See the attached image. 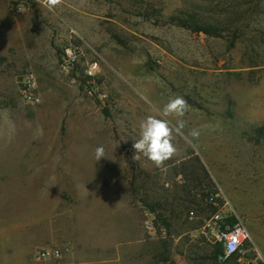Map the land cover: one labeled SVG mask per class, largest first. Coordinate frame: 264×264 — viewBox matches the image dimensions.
Instances as JSON below:
<instances>
[{
  "label": "rangeland",
  "instance_id": "rangeland-1",
  "mask_svg": "<svg viewBox=\"0 0 264 264\" xmlns=\"http://www.w3.org/2000/svg\"><path fill=\"white\" fill-rule=\"evenodd\" d=\"M16 1L0 0V128L10 133L0 136V264L64 263L72 254L64 244L74 240L67 209L85 192L129 194L143 238H154L140 261L198 264L200 241L214 244L201 228L222 204L212 212L201 200L208 188L250 226L258 245L246 255L264 264V181L248 174L253 125L248 104L236 101L264 82V0H61L52 9L45 0H22L21 13ZM185 15L214 24L220 35L178 25L174 17ZM70 43L81 50L77 74L60 67ZM95 63L87 78L84 69ZM28 69L42 95L36 106L20 97L18 80ZM174 96L189 105L178 131V118L167 117L177 153L162 167L143 156L133 160L140 122L164 118ZM192 129L200 135L192 137ZM98 146L106 157L96 161ZM195 173L200 187L191 182ZM185 187L194 203L185 201ZM156 203L171 220L168 230L145 205ZM55 246L63 249L60 259H34L36 250ZM77 254L76 261L84 253Z\"/></svg>",
  "mask_w": 264,
  "mask_h": 264
},
{
  "label": "crops",
  "instance_id": "crops-1",
  "mask_svg": "<svg viewBox=\"0 0 264 264\" xmlns=\"http://www.w3.org/2000/svg\"><path fill=\"white\" fill-rule=\"evenodd\" d=\"M252 89L247 90L244 99L236 101L248 104L245 117L253 125V143L248 146L245 155L248 174L256 180L261 177L262 182L264 181V82H257ZM9 135L7 130L0 128V136L3 140H6ZM60 147L64 149L63 146ZM80 147L84 148V146ZM25 149L27 144L26 138L23 137V150ZM24 183H28V176L23 177ZM75 188L76 186L73 189ZM29 189L27 185H23V191L27 192ZM78 189H85V186ZM44 191L46 190L41 185L37 191L39 198H43ZM85 194L86 192L79 200L75 198L72 207L67 209L71 218L70 226L73 228L71 235L74 240H68L64 244L66 252L72 254L61 264H73L72 258L74 262L80 264H127L125 254L131 255L133 261L130 264H150V261H140L138 258H140L139 255L145 256L150 253L154 238L148 240L143 238L138 217L133 213V203L126 200L129 194L125 192H106L99 196L93 193H87V196ZM130 199H132L131 196ZM247 227L253 245L256 247L258 245L256 238L250 226L247 225ZM97 229L99 232L95 233ZM82 230L86 231L83 238L79 235ZM68 242H70L69 245H67ZM80 251L84 254L76 261L75 259L79 257L77 253Z\"/></svg>",
  "mask_w": 264,
  "mask_h": 264
},
{
  "label": "built area",
  "instance_id": "built-area-1",
  "mask_svg": "<svg viewBox=\"0 0 264 264\" xmlns=\"http://www.w3.org/2000/svg\"><path fill=\"white\" fill-rule=\"evenodd\" d=\"M25 8L22 0L14 3L16 12L21 13ZM81 57V50L78 45L70 43L63 50L60 59V67L66 74H77L78 64ZM97 63L90 64L84 69V75L91 78L95 75L94 71ZM18 87L21 100L26 105L36 106L42 103V95L39 89V83L35 72L31 69L26 70L18 80ZM221 199L217 191L211 194V200ZM222 204L214 213L205 220L201 233L210 239L214 244H220L222 260L236 258L237 264H259L256 258H250L246 254L248 251H255L250 231L242 218H240L232 209L229 202L224 199ZM219 206V205H218ZM190 217H194V212H190ZM235 217V222L229 224L227 218ZM149 228H152L149 226ZM70 242L67 243L69 245ZM63 255L61 247H48L35 251L34 259L36 261L57 260Z\"/></svg>",
  "mask_w": 264,
  "mask_h": 264
},
{
  "label": "clouds",
  "instance_id": "clouds-1",
  "mask_svg": "<svg viewBox=\"0 0 264 264\" xmlns=\"http://www.w3.org/2000/svg\"><path fill=\"white\" fill-rule=\"evenodd\" d=\"M60 3L61 0H45V4L49 9ZM188 110L187 101L182 96H174L169 98L162 109L161 116L164 118H157L152 115L144 118L139 124V139L134 140L135 154L132 159L140 160L143 156L157 167H162L167 160L177 153V148L173 143L174 128L167 117L174 116L178 118V127L175 129V131H178L184 127V121L179 118L183 117ZM189 134L192 137H198L200 132L197 129H192ZM94 155L96 161L106 157L104 147L98 146L94 151Z\"/></svg>",
  "mask_w": 264,
  "mask_h": 264
},
{
  "label": "trees",
  "instance_id": "trees-1",
  "mask_svg": "<svg viewBox=\"0 0 264 264\" xmlns=\"http://www.w3.org/2000/svg\"><path fill=\"white\" fill-rule=\"evenodd\" d=\"M175 22L182 26L185 27L187 29L192 30L195 33H202L204 35L207 36H219L220 35V29L215 26L214 24H209V23H205V22H201L199 21L197 18H195L192 15H185V18H180V17H174ZM199 166L198 169L200 170V172L203 173V175L205 177L208 176V173L205 169V167L201 164V162L195 158L194 160ZM192 175V183H195L197 185H199V187L201 186L200 181H199V177L197 176V174H191ZM189 177V176H188ZM194 181V182H193ZM193 187V186H191ZM185 194H186V198L185 201H189L191 203H194L193 201H191L190 199H188V197H192L191 196V189H187V187H185ZM218 190L217 189H203L202 193H201V200L204 201L206 203L207 206L210 207V209L212 210V212H214L216 210V207H218L219 203H220V199H214L211 200V194H215ZM147 210L154 214V223L156 225L161 224L163 225V227L168 230L171 226V220L169 217H167L166 215H164L162 212H159L160 210V204L156 203L154 205L152 204H145ZM196 207H199L198 204H196ZM198 210V209H197ZM197 210H190L189 211V217H190V212H194V217H196L195 211ZM162 211V210H161ZM172 215V214H171ZM226 222H228L229 224H233L235 222V217H230L226 219ZM203 252L201 255L197 256L195 259L197 261L198 264H237L236 262V258H230L227 260H222L220 258L221 254V247L220 244H209L207 242L204 241H200ZM207 246H209L210 248H206ZM168 257L163 258V261H167Z\"/></svg>",
  "mask_w": 264,
  "mask_h": 264
}]
</instances>
